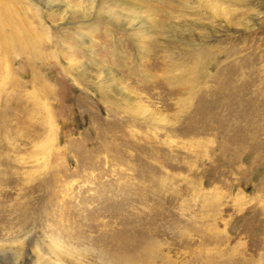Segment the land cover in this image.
Returning a JSON list of instances; mask_svg holds the SVG:
<instances>
[{"label":"rangeland","instance_id":"374dc122","mask_svg":"<svg viewBox=\"0 0 264 264\" xmlns=\"http://www.w3.org/2000/svg\"><path fill=\"white\" fill-rule=\"evenodd\" d=\"M132 2L201 56L122 0H0V264H264V0Z\"/></svg>","mask_w":264,"mask_h":264},{"label":"bare ground","instance_id":"6f19581e","mask_svg":"<svg viewBox=\"0 0 264 264\" xmlns=\"http://www.w3.org/2000/svg\"><path fill=\"white\" fill-rule=\"evenodd\" d=\"M228 1V0H227ZM234 2L236 0H233ZM237 1H240V0H237ZM114 3H118V0H113ZM122 2L126 5L129 6V13L126 14L127 18L130 20V23L132 25V27H135L136 29L138 28L139 31L142 30V34H143V38L142 40L144 39H148L152 36H155L159 39H164V41L166 42V44L169 46L171 44H174V43H178L179 41L183 40V39H186V43H189L192 47H193V50H194V53L195 54H198V56H201L200 55V42H195V40H193L192 37L190 36H187L184 34V30L180 29L179 26H181L182 24H168V23H160L158 20H155L154 17H152V11H156L158 12L157 9H154L153 7L152 8H148L147 6H143L142 4H138V3H135V2H132V0H122ZM167 3V2H166ZM122 4V5H124ZM182 6L187 9V8H191L193 7L194 8V4H196L195 6H198L200 8H208V9H212L214 11H225V4H226V0H183V2H181ZM146 5V4H145ZM168 5L173 8V4L171 3H168ZM168 6V7H169ZM125 7V6H124ZM169 7V8H170ZM158 8V7H157ZM170 8V9H171ZM169 9V10H170ZM235 10H236V7H235ZM162 11V10H161ZM183 11V10H182ZM173 13V11H170ZM160 14V13H159ZM162 14V13H161ZM168 14V15H167ZM165 15H162V16H171L170 13H167ZM122 15V14H121ZM179 17H183L185 16L184 12H180L179 14H177ZM176 17V16H175ZM2 18V17H1ZM0 18V48H4V47H7L8 45V42H10L8 40V35L5 33V26L7 24H5V22H2ZM116 18V17H115ZM5 21V20H4ZM7 21V20H6ZM134 21V22H133ZM9 24V23H8ZM11 24V23H10ZM91 24V23H90ZM144 24H146V30H144L145 26ZM96 28V27H94ZM17 32V31H16ZM13 35V38L18 40V39H23L24 42H22V49H27L29 48L27 45V36H24V35H21L19 34V32H17ZM13 33V32H12ZM11 33V34H12ZM81 33V32H80ZM83 34V33H82ZM141 34V33H140ZM191 34V33H190ZM192 35V34H191ZM90 37V36H89ZM203 40V39H201ZM178 41V42H177ZM148 42V41H147ZM150 42V41H149ZM140 45L141 48H144V43L139 41L138 43ZM224 50V49H223ZM225 51H221V55H224ZM201 54L202 56H204V52L201 51ZM31 55V54H30ZM140 55V54H139ZM226 55V54H225ZM190 56V55H189ZM209 60V59H208ZM210 62V61H209ZM212 63V62H211ZM161 64V63H160ZM159 64V65H160ZM139 66V65H138ZM137 72V71H136ZM142 76L143 74L145 75V71H141L139 72ZM201 73V72H199ZM108 74H109V77H112L111 74L112 72L111 71H108ZM202 74V73H201ZM117 76V75H116ZM206 77V76H204ZM172 78V79H171ZM171 78L170 76H167V80H168V83H173L175 82L176 80L179 81L180 84H182L181 86H183L185 84V80L184 79H180L179 77H176V75H171ZM200 79V78H199ZM112 80H116V77L112 78ZM111 81V80H110ZM118 81V80H117ZM121 81V80H120ZM114 83V82H113ZM188 84H190L191 87H193V85L195 84H199V80L197 78L195 79H192L191 82H189ZM172 86V85H171ZM195 87V86H194ZM185 88V87H184ZM176 89V88H175ZM181 89H183V87H180L178 89V91H181ZM118 91L122 94L123 93V88H119ZM194 91V90H193ZM193 95V94H192ZM186 96V97H182L181 101L184 102V103H190L192 102L193 100V96ZM124 96L126 98H130V95L128 93H124ZM183 103V104H184Z\"/></svg>","mask_w":264,"mask_h":264}]
</instances>
